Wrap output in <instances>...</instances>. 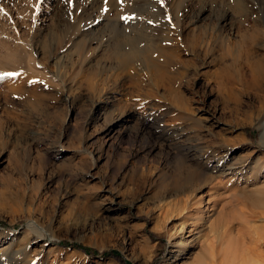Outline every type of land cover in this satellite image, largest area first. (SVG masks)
<instances>
[{"label": "rangeland", "instance_id": "374dc122", "mask_svg": "<svg viewBox=\"0 0 264 264\" xmlns=\"http://www.w3.org/2000/svg\"><path fill=\"white\" fill-rule=\"evenodd\" d=\"M130 1L39 0L37 7V0H0V74L18 73L0 78V254L7 245V252L18 250L17 257L31 264H122L56 244L63 240L117 250L129 264H160L172 228L184 224L182 256L193 260L205 256L213 230L234 215L239 249L264 262V210L252 204L264 205L263 174L240 177L235 192L205 185L203 212L182 209L183 194L165 190L174 164L148 137L154 133L137 120L107 125L117 109L159 100L178 118L163 121L166 127L194 122L221 150L250 142L264 152V0H244L242 10L228 0H191L210 6L212 18L228 6L234 12L228 34L213 31L207 16L198 23L185 19L173 36L181 45L176 66L184 75L177 90L184 110L162 96L161 87L157 100L144 95L146 88L130 89L126 69L99 55L111 34L103 24L132 21L121 10ZM98 18L103 21L82 42L102 39L82 58V44L71 46L68 27ZM11 113L19 120H10ZM235 135L244 144L234 143ZM235 198L246 205L231 207ZM29 219L33 225L26 227Z\"/></svg>", "mask_w": 264, "mask_h": 264}, {"label": "bare ground", "instance_id": "6f19581e", "mask_svg": "<svg viewBox=\"0 0 264 264\" xmlns=\"http://www.w3.org/2000/svg\"><path fill=\"white\" fill-rule=\"evenodd\" d=\"M228 1L236 4L235 6L242 10L244 0ZM174 3H176V6L173 8L174 13H172L170 8ZM121 10H125L132 21L127 20L120 25L117 18H113L103 24V28L111 34L104 44L106 52L99 55L107 58L113 65L126 69L124 78L132 83L130 89L146 88L144 95H151L152 99L157 100L159 98L157 94L159 93L156 92V89L161 87L164 92L162 96L170 95L184 110L186 108L184 105L187 103H181L184 99L181 97V92L177 90L184 75V72L177 67L180 63L178 62L179 53L177 50L180 43L173 39V36L178 33L185 19L191 23H198L205 20L207 16H210L208 24L203 23L201 26L204 27V24L210 26L211 23V29L218 35L228 34L225 26L233 17L234 9L232 10L231 6L223 8L216 18H212L210 6L201 3L195 7L191 0L182 3L174 0H131L125 2ZM247 13L250 12L245 11L241 16L246 18ZM102 21V18L86 22L78 20L74 26L68 27V30H73L70 34L71 38H69L70 42L72 41L71 46L82 44L80 57L86 58L88 55H92L95 48H97L93 43L97 41L98 44L102 36L99 38L89 36L86 39L87 41L84 42H82V39L86 32H91ZM104 29H101V32ZM77 36L79 37L77 38ZM200 41L199 38L195 47L200 46ZM189 50L192 51L191 48ZM158 101L151 103L144 101L137 107H130L128 110L120 112L117 109L118 112L115 114L110 113L109 117L111 118H109L107 125L110 129H113L117 124L121 123L120 125L126 126L129 125V121L137 120L145 132L148 130L154 133L148 137L154 136V141L158 140L159 149L169 155L168 157L172 159L171 164H174L168 173L171 183L165 190L183 194L182 201L184 204L189 205L181 206L182 209L191 207L190 210L192 211L203 212L200 204L203 203L206 195V193H203L205 185L208 190L217 187L227 189L228 187V190L235 192L233 188L239 182L240 177H247V174L250 175V178L260 174H263L264 177L263 151L251 145L250 142L242 148L227 145L226 148L221 150L212 144L213 137L206 138V135L199 128L192 127L195 124L194 122L180 123L182 121L179 120V125L166 127L163 121H167L170 117L178 118L173 117V115L169 116L167 107ZM12 113L9 116L7 115L8 118L18 121L19 118ZM165 116L169 117L164 118ZM3 123L0 120V128ZM185 126L189 129L185 130ZM262 133L263 130L261 135ZM231 140L234 143L239 141V143L244 144L242 136L235 135ZM151 147L152 144L147 145V148L150 149ZM225 177H227V180L222 181ZM234 200L235 203H231V207L237 204L246 205V201L236 200V198ZM257 202L259 201H254L252 204L262 206L264 210V205ZM220 208L223 210L225 206L222 205ZM242 212L246 214L245 211L242 210ZM185 219H187V215H185ZM234 219L236 218L232 215L218 225L213 230L211 241L207 244L208 248L205 256L195 257L193 260H186V257L182 256L185 252L186 242H188L182 238V231L185 229L184 224H181L179 228L173 227V232L169 234L168 252L161 259L160 264H173L181 257L184 259L180 264H263L264 262L260 258L253 257L250 252L249 254L252 256L249 255L243 248L240 249L244 252H240L238 236H235L233 232ZM260 219L264 221V211L261 212ZM32 225L33 221L29 219L26 227ZM177 236H180L178 240ZM6 247L7 245L3 247L4 251L0 254V264H31L30 261H22L21 256L17 257L18 250L7 252Z\"/></svg>", "mask_w": 264, "mask_h": 264}, {"label": "trees", "instance_id": "16d2710c", "mask_svg": "<svg viewBox=\"0 0 264 264\" xmlns=\"http://www.w3.org/2000/svg\"><path fill=\"white\" fill-rule=\"evenodd\" d=\"M150 236L152 238H155V235L150 233ZM57 245L63 246V247H67V248H75L78 249L80 251H82L84 254L86 255H92V256H96V257H112L116 260H118L119 262H121L122 264H129L122 256L121 254L117 251V250H103V251H97L96 249H93L91 247H87L84 246L80 243H76V242H68V241H58L56 242Z\"/></svg>", "mask_w": 264, "mask_h": 264}, {"label": "snow or ice", "instance_id": "6c2138e0", "mask_svg": "<svg viewBox=\"0 0 264 264\" xmlns=\"http://www.w3.org/2000/svg\"><path fill=\"white\" fill-rule=\"evenodd\" d=\"M69 3H71V0H69ZM39 6V0H37V7ZM0 11H3V9H0ZM7 75H18V73H3L0 74V78H2V76H7Z\"/></svg>", "mask_w": 264, "mask_h": 264}]
</instances>
